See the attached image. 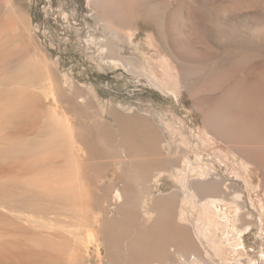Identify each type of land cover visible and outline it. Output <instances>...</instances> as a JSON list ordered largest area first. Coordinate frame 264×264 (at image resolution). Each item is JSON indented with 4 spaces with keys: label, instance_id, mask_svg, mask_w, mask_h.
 <instances>
[{
    "label": "rangeland",
    "instance_id": "rangeland-1",
    "mask_svg": "<svg viewBox=\"0 0 264 264\" xmlns=\"http://www.w3.org/2000/svg\"><path fill=\"white\" fill-rule=\"evenodd\" d=\"M169 215L153 264H264V0H0V264Z\"/></svg>",
    "mask_w": 264,
    "mask_h": 264
},
{
    "label": "bare ground",
    "instance_id": "bare-ground-1",
    "mask_svg": "<svg viewBox=\"0 0 264 264\" xmlns=\"http://www.w3.org/2000/svg\"><path fill=\"white\" fill-rule=\"evenodd\" d=\"M216 127H219V125L216 124L214 128H216ZM1 135H2V133H1ZM51 173H50L51 175H48L49 177L46 176L47 181L52 182V184L57 182V185L58 184L60 185V183L63 180L66 184H64L62 182L64 184L63 185L61 183L62 187L67 188L69 190H70V188H72L73 183L70 181L72 178L70 179L69 175L68 176L60 175L61 176L60 177L58 174H55V173L53 174V172H51ZM207 176L209 178L211 177L210 178V179H212L211 182L216 181V179L214 181V178H213L214 175L212 174V172L209 171ZM66 177L69 178V181ZM56 178L60 179L61 182L57 181L58 179L56 180ZM216 190H218V189H214V188L209 189V192H215ZM121 196L122 195L120 193L117 194L118 199H121ZM165 228L162 227V229L153 230V231L147 233L146 236L143 237L144 239L142 238V240L139 239L136 241L137 244L135 246V250H134V253L132 255V264H153L155 252L163 253V252L167 251L169 245H171V244L177 245L178 242H181L180 241L181 239L179 238V235H178V230L176 231V226L174 225L170 215L168 218L167 227H165ZM45 246L47 247V249H49V252L47 254L45 253L46 255L43 257L41 255H36L31 261L32 264H78L79 260L81 259V256L78 255L75 251L71 252L69 255L67 254V256H66L65 250L60 248L61 245H59L60 247H55L51 243L50 245H45ZM65 256H66V258H65ZM198 261L203 262L200 259H198Z\"/></svg>",
    "mask_w": 264,
    "mask_h": 264
}]
</instances>
